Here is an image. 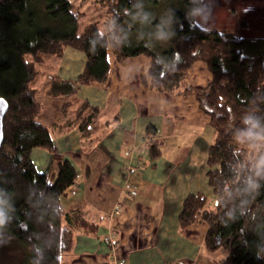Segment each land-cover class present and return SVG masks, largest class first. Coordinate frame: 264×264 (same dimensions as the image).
Wrapping results in <instances>:
<instances>
[{"label": "trees", "instance_id": "16d2710c", "mask_svg": "<svg viewBox=\"0 0 264 264\" xmlns=\"http://www.w3.org/2000/svg\"><path fill=\"white\" fill-rule=\"evenodd\" d=\"M95 1L106 20L82 29L86 13L72 0H0V97L9 103L0 150V243L12 241L17 264H63L74 228L61 211V198L78 173L68 159L58 171L35 166V148L57 159L51 131L34 118L40 108L36 84L42 67L68 46L86 54V67L75 81L54 79L52 94L68 96L80 86L105 82L111 49L118 61L151 57V87L167 93H187L189 69L196 61L208 65L213 78L197 88L196 98L215 130L207 175L216 198L190 194L180 227L206 223L204 247L226 251L225 264H264V37L202 28L196 13L208 7L203 0ZM98 113L89 103L79 107L80 129ZM74 221L96 229L81 217Z\"/></svg>", "mask_w": 264, "mask_h": 264}, {"label": "crops", "instance_id": "0c3cea01", "mask_svg": "<svg viewBox=\"0 0 264 264\" xmlns=\"http://www.w3.org/2000/svg\"><path fill=\"white\" fill-rule=\"evenodd\" d=\"M210 11L199 8L196 22L222 31L224 22L211 21ZM238 25L241 31L247 29L245 22ZM108 61L105 82L80 86L72 95H54L50 92L54 79L75 81L86 67V54L68 46L60 59L42 67L44 74L36 84L40 108L34 118L51 131L57 159L48 150L35 148V166L39 172L58 171L59 162L68 159L78 173L61 198V211L70 216L74 228L62 263L225 264L226 251L210 253L204 247L206 223L182 229L179 220L190 194L216 198L207 175L215 130L196 98L197 88L213 78L208 65L202 61L192 65L185 80L187 93H167L151 87V57L118 61L109 49ZM84 103L99 113L81 130L77 110ZM150 126L155 134L148 133ZM76 217L96 229L79 226ZM112 233L111 242L107 237Z\"/></svg>", "mask_w": 264, "mask_h": 264}, {"label": "rangeland", "instance_id": "374dc122", "mask_svg": "<svg viewBox=\"0 0 264 264\" xmlns=\"http://www.w3.org/2000/svg\"><path fill=\"white\" fill-rule=\"evenodd\" d=\"M72 1L79 5L80 9L86 13L85 17H83L81 20L82 29L83 26H85L89 22L96 21L99 19L106 20V17L103 16V14L105 15L106 11L96 9L97 6L98 8L101 7H99L98 2H96L95 0ZM203 4L208 5V7L203 9L209 8L211 10V18H209L211 19V21H214L215 18H218L221 22H224L222 23L224 27H222L221 29L223 32H232L235 34L245 32L246 34L252 37L264 36V0H242L238 3L237 0H204ZM242 19L246 21H242ZM241 22H245V24L247 25V29L245 31H241V28L238 25ZM227 23H230V25ZM233 27H237L236 30H233ZM14 247L15 246L13 245L11 240H9L8 238H3L0 243V264H17L18 254L15 251ZM10 257L13 258V261L16 262L11 263Z\"/></svg>", "mask_w": 264, "mask_h": 264}, {"label": "water", "instance_id": "95a60500", "mask_svg": "<svg viewBox=\"0 0 264 264\" xmlns=\"http://www.w3.org/2000/svg\"><path fill=\"white\" fill-rule=\"evenodd\" d=\"M9 110V103L3 97H0V150L4 143V119Z\"/></svg>", "mask_w": 264, "mask_h": 264}, {"label": "built area", "instance_id": "2783aa9c", "mask_svg": "<svg viewBox=\"0 0 264 264\" xmlns=\"http://www.w3.org/2000/svg\"><path fill=\"white\" fill-rule=\"evenodd\" d=\"M107 239H109L111 242L115 239V235L112 233L110 234Z\"/></svg>", "mask_w": 264, "mask_h": 264}, {"label": "clouds", "instance_id": "9594fccd", "mask_svg": "<svg viewBox=\"0 0 264 264\" xmlns=\"http://www.w3.org/2000/svg\"><path fill=\"white\" fill-rule=\"evenodd\" d=\"M3 216H2V213H0V224H3Z\"/></svg>", "mask_w": 264, "mask_h": 264}]
</instances>
